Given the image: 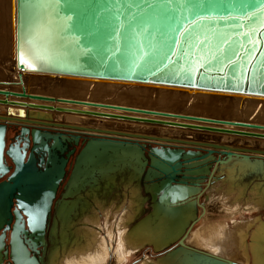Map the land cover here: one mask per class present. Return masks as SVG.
<instances>
[{"label":"water","instance_id":"1","mask_svg":"<svg viewBox=\"0 0 264 264\" xmlns=\"http://www.w3.org/2000/svg\"><path fill=\"white\" fill-rule=\"evenodd\" d=\"M15 1L16 50L12 46L6 59L0 55V105L7 108L0 113V257L8 264H35L41 258L29 254L45 247L46 232L55 240L62 235L55 217L62 229L91 194L120 200L119 190L126 185L134 191L135 206H151L146 218L171 219L165 224L171 231L158 242L160 248L170 246L160 250L165 258L182 250L216 258L185 248L183 238L172 235L174 227L187 217L197 221L200 197L221 178L215 179L218 165L233 157L250 162L249 155L264 157V149L195 140L191 134L56 122L11 108L264 140V119L254 123V111L237 119L235 111L242 109L224 101L231 97L212 93L264 98V0H48L55 3L53 17L65 21L59 26L58 50L35 47L24 34L43 0ZM15 72L17 80H12ZM33 80L49 81L55 89L61 83L111 84L148 93L123 92L127 99L110 101L104 99L110 90L100 97L85 85L77 93L35 90ZM157 92L172 101L160 102ZM176 94L190 98L180 101ZM212 97L220 101L205 100ZM12 128L18 129L6 139Z\"/></svg>","mask_w":264,"mask_h":264},{"label":"bare ground","instance_id":"2","mask_svg":"<svg viewBox=\"0 0 264 264\" xmlns=\"http://www.w3.org/2000/svg\"><path fill=\"white\" fill-rule=\"evenodd\" d=\"M51 3L52 2H50L48 0H43L41 3L35 5V8L38 11V14L36 15V19H34L29 24V26H27L25 28L24 34H25L26 40L28 42L33 43V45L35 47H39V48H43V49H47V50H50V49H48V47H50L52 50H58L57 49L58 44L61 43V41H62L60 39V36H59V31H60L59 26H60V24H63V23L65 24V21L64 20H56L53 17V7H54L55 3L54 2H53L54 4H51ZM35 8L33 7V9H35ZM15 15H16V1L15 0H0V50H2L1 55H3V56H6L7 50H11L12 46H13V49L16 50V48H15V46H16ZM12 16H13V18H12ZM8 27H9V32H8ZM69 40H71V39L69 38V39H66L65 41H69ZM9 53H10V51H9ZM14 75L16 76V72L14 73ZM16 79H17V76H16ZM12 80H14V79L12 78ZM29 83L34 87H35V85H38V87H41L40 89H44V90L45 89H47V90L62 89L65 92H69V93H75V92L77 93V91L79 92V90L82 89L83 86L85 85V88L87 90H91L92 96L94 95L95 97L96 96L100 97L101 95H103L105 93L106 90H109L108 86H113L111 84H108V85L102 84V85H93L92 86L91 84H87V83H78L77 85H70L68 83H63V84L61 83V85L57 84L58 87L55 89L53 87H56V86L53 85V83H51L49 81L33 80V81H30ZM128 85H131V84H128ZM129 88L132 89V87H127L126 88L128 90L127 92L131 91ZM121 92L123 94V95H121L123 97L122 100H124L125 98H127V95L125 96V94L123 93L125 91H121ZM147 93H148V91H142V90L137 91L136 90L135 94H139V96H141V94H147ZM194 93H196V92H191V94H194ZM212 93L231 97L230 99H225L224 101L227 103H231L234 106L239 107V108H245L246 109L247 103L246 102L244 103L245 100H254L255 101L254 103L256 104L254 106V119L258 118L262 115L264 117V112H263L264 111V108H263L264 107V98L254 97V96H243V95H239V94H226V93H222V92H212ZM157 95L159 96L158 100L160 102L170 103L172 101V99H168L169 98L168 95H166L164 92H157ZM174 97L180 101H181V99L183 100L186 98H190L188 95H184V94H176ZM193 97L197 98L198 95H195ZM0 98H3V97L0 96ZM9 98H12V99H9ZM136 98L139 99L140 97H136ZM7 99L8 100H16L12 96H8ZM18 100L24 101V102H33L36 104H50V105L52 104V103H46V102L36 101V100H34V101L33 100L26 101V99H18ZM192 100H193V98H192ZM205 100H207V101H218L219 100L220 101V99L218 97L206 98ZM233 100H235V101L237 100L239 102L237 104H235V102ZM53 104H54L53 106L59 105L62 107H69V108L71 106L72 107L78 106L79 108H81V110H92L90 108H93V109H96L94 111H99V112H108V113H114V114H123L124 113L127 115L139 116V117H148V118H155V119H166V120H173V121H181V120L175 119V118H164V117L150 116V115L146 116V115H142V114H138V113L125 112L122 110H114V109H106V108L97 109L99 107L81 106V105H73V104L59 103V102H54ZM122 104H125V103H122ZM0 106H3V105H0ZM87 108H89V109H87ZM6 110H7V108L5 106V111H3L2 113L6 112ZM11 110H13L14 112L21 110L22 114H25V113L30 114L28 110H32L33 113L30 115H38V116H42L41 115L42 113L40 114V112H48V111H38V110H33V109H30L27 107H17V106L12 107ZM115 112H122V113H115ZM0 113H1V110H0ZM50 113L52 114L54 112H50ZM257 113H258V115H257V117H255L256 116L255 114H257ZM64 115L71 116L73 114H64ZM78 116H80V115H78ZM53 117H55V115ZM53 117H52V119H53ZM66 117H68V116H66ZM66 117H64V120H60V121L59 120L57 121V119H59L60 117H55L56 120L53 119V121L69 123L68 120L66 119ZM92 118H94V117H92ZM98 119H100V118H98ZM103 120H108V119H103ZM111 121H113V120H111ZM116 122H118V121H116ZM191 123H193V122H191ZM194 123H196V122H194ZM71 124H75V123H71ZM89 126H91V125H89ZM223 127L232 128V129H239L236 127L225 126V125H223ZM254 131H258V130L254 129ZM258 132H260V131H258ZM262 132H264V131H262ZM152 133H156V131L152 132ZM162 135H166V134H162ZM167 135L168 136H176V134H167ZM179 137H181V136H179ZM233 137H235V136H233ZM255 140H259V139H255ZM222 143H223V141H222ZM243 147H247V145L243 146ZM254 149H264V148L258 147V148H254ZM249 156H250V159H252V158H254V159H260L261 158L262 160L264 159V157L259 158V156L256 157L255 155H249ZM235 159L244 162V163H241L242 165H240V166H243V164H245V163H250L249 161H247L245 159L233 157L231 159L225 160L220 165L221 166H227L224 164H227L230 161L235 160ZM254 162H255V160H254ZM236 166H238V164H236ZM263 166H264V164L261 163L260 169ZM257 168H259V164L254 163V169L256 170ZM241 169H243V167H241ZM122 186H123V188H120L119 193H122V195L124 197L122 201H124V202H122L119 205L121 207L115 209L114 212H111V210H109V209H108L109 211H107L105 209V208H107L106 206H108V204H109V202H108L109 198L103 197V196L102 197H95V195H96V193H95V194H91L89 199L87 198V206H82L81 209L77 210L76 213L72 216L71 220H69L68 223H66V225H64L62 229H61L62 221H60L57 217H55L56 232H59V233L61 232L62 235L59 238V240H58V238L55 240L54 236H49V239L51 240V246H50L49 251L46 253V255L43 258V264H107L108 259L111 257V254H114V252L112 250L113 249L112 244L111 245L108 244L107 237H109L111 240H113L114 231H116V227H115L116 221L114 220V218H115L116 214L119 213V211L122 209L123 206H128L126 208H128L129 211L128 212H126L124 210L122 211V215L120 216L121 222L119 220L120 223L117 224L118 225L117 230H119V233L123 232L121 241H122V246L124 248L123 253L124 254L127 253L126 256H128L129 253L130 254L133 253L134 255L131 254L132 258H133L135 255H138L139 253H141V251L145 247L146 248L149 247L152 249V251L154 250L157 253L161 252L160 250H162L163 248L168 247L169 245H166L165 247L160 248V244H158L159 240L164 239L165 236L168 235V233L171 231L170 229L168 230L166 228V226L162 225V227H163L162 229L159 227L160 229H156L152 233H146V232L144 233L141 230H136L135 228H133V226H135V224L137 222L142 220V218L144 219L146 217V216L145 217L142 216L144 211L141 210L142 208H144V210H145V206H135L134 201L132 200V196L134 194V191L130 190V188L127 189L126 185H122ZM257 191L260 193V195L257 198L249 199V201L247 202V204L244 207H243V204L241 203L242 197H241L240 193H239V196L235 197V199L232 202L229 199L230 203L228 205L225 204V206L223 204V201H218L221 197L220 198L219 197H213L214 198L213 202L216 199L217 204L220 203L221 206L220 205L216 206V204H214V206L211 205L209 211H212V212L217 211V213L220 212V213H222V217L227 218V219H232L233 220L232 225H229L228 223L224 222V223H221L217 227H214V226L208 227L207 231H205V232H203L202 229L201 230L197 229V230H195V232L190 233L191 236L188 238L187 243H190L191 241L193 242L194 240H196V242H199V244L202 247L207 248V249L209 248V250L212 249V251H211L212 257L229 260V261L235 262L237 264H250V262L252 264H254V262H257V263L260 262L263 259L262 258L263 253L261 254L262 249H260V247H259L260 242L258 241L257 238H260L258 235L261 232H264V227H261L262 225L264 226V224L259 223L257 230L252 232L251 244H247L245 239L247 238L251 228L254 227V224H257L256 219L255 220L254 219L240 220V221H236L234 219L235 215H239L242 213V209H243V211L251 212L254 209L257 210L258 208H261L264 205V184L257 185ZM217 193H213V194H217ZM241 193H243V192L241 191ZM100 194L102 195V193H100ZM212 196H214V195H212ZM128 197L131 198L130 202L127 201ZM113 200L114 199H112V201ZM61 207L63 208V206H61ZM196 210L198 211V209H196ZM91 211H93V213H94L93 215L90 214ZM99 211L102 212L101 215L99 214ZM52 212H51V217H53ZM157 216H158L157 218H159L161 220V222H162V220L164 221V219H162L160 215H157ZM218 217L221 218L220 215ZM150 218H152V217H150ZM102 219H104L103 222H102ZM206 219H207V217L205 215V220ZM207 221H208V219H207ZM166 222H164V223H166ZM183 222L184 223H179L178 225H176V227H174V228H176V230H174V231H176V233L175 234L173 233L172 235L175 236V238H176L175 240L181 239L184 236V234L186 233L187 229L189 228L188 227L186 229L185 223L189 224L188 226H190V224H191V221H189V217H187ZM49 227H48V231H49ZM136 228L138 229V227H136ZM104 231L106 232L107 237L102 234ZM262 234L263 233H261V236H263ZM45 238H47V234H46ZM262 239H263V237L261 238V240ZM263 243H264V241H263ZM195 246H197V245L195 244ZM47 248H48V246H47ZM124 254L121 257H119L118 254H115V256L113 257L114 258L113 262L116 263V262L123 261L124 260ZM181 257H182V255H181ZM122 258H123V260H122ZM145 261H148V260H145ZM176 263L178 264V262H175V264ZM146 264H152V263L147 262ZM163 264H166V263H163Z\"/></svg>","mask_w":264,"mask_h":264},{"label":"rangeland","instance_id":"3","mask_svg":"<svg viewBox=\"0 0 264 264\" xmlns=\"http://www.w3.org/2000/svg\"><path fill=\"white\" fill-rule=\"evenodd\" d=\"M8 32H9V27H8ZM1 51L2 50H0V55L2 54ZM8 53H9V50H7L6 56L1 55L2 58L6 59V57H8V55H9ZM3 68L4 67L0 66V69H3ZM11 77L14 80H17L16 76L14 74H11ZM3 78H4V74L1 73V71H0V80H3ZM32 87L35 90H36V88L38 90L41 88V87H38V85H35V87L34 86H32ZM108 88H109V90L111 91L112 94L104 96L105 100L124 101L125 99H127V98H125L124 100H122L123 97L121 96V95H123L121 91H125V92L128 91L126 89L127 87L119 88V87H116V86H108ZM18 90H20V87H19ZM130 90L131 91H129V92L136 93V90H133V89H130ZM105 93H107V92L105 91ZM9 99H12V98H9ZM26 101H28V100H26ZM233 101L235 102V104H237L239 102L237 100L236 101L233 100ZM245 102L247 103L246 104L247 105L246 109L245 108H241L242 110H240V111L236 110L235 111L234 115H235V117L237 119L246 118V116L250 112L254 111V106L256 105L254 103L255 101L254 100H245L244 103ZM51 105H54V104L52 103ZM57 106H59V105H57ZM70 108L81 109L78 106H76V107H72L71 106ZM87 109H89V108H87ZM90 109L96 110V109H93V108H90ZM97 109H101V108H97ZM0 110H1V112L5 111V106H0ZM28 111H29L30 114L33 113L32 110H28ZM49 113L50 112H40V114L42 116H47V117H51L52 118L55 115V117H60L59 119H57V121L58 120L59 121L60 120H64V117L68 116V117H66V119L68 121H70V122L75 123V124H82V123L85 124V123H87V124H92V125H95V126L96 125L97 126H106V127H109V126L111 127L112 126V127H116V128L120 127L123 124L122 127L127 126V127H130V128H134L135 130L147 131V132H150V133L156 131V133H162V134H166V135L167 134H176V136H183L184 134L193 135L194 133H196V135H198V134L203 135V133H198L197 134V132H191V131H188V130H179V129H173V128L148 126V125H142V124L140 125V124H136V123H127V122H120V121H118V122L115 121L114 122V120L113 121H111V120H103V119H98V118L96 119V118H92V117L78 116V115L77 116L76 115L69 116V115H64V114H59V113L58 114L57 113H52V114L50 113L49 114ZM115 113H122V112H115ZM255 115H256L255 117H257L258 113L255 114ZM55 117H53V119L56 120ZM262 119H264L263 115L258 117V118H255V119L253 117L254 123L255 122L258 123ZM17 129L18 128L14 129V130H13V128L10 129L8 131V133L6 134V139H7V137H11L13 135L14 131H16ZM250 131H254V130H250ZM176 136H174V137H176ZM220 137L224 138V139H221V141L222 140L223 141L227 140L228 141L227 143H235L236 145H240V146H242V145L246 146L247 145L249 147H254V148H258V147L259 148L260 147L264 148V141L263 140L260 141V140H255V139L241 138V137L239 138V137H233V136H227V135L226 136L220 135ZM200 140L202 141L204 139H200ZM209 142H213V141H209ZM214 142L215 143H221L219 141L218 142L214 141ZM221 144H223V143H221ZM6 145H7V143H6ZM254 160H255V162H254ZM241 163H244V162L235 159V160L230 161L227 164H224V165H227V166L218 165L216 167V173L218 175L215 177V179L218 176H220L221 178L216 180L215 182H213L210 185V187H208L205 190V192L202 194V196L200 197V203L202 202V204H201V206H197V209H198V211H197V221H195L194 223L191 222L189 228L187 229V231L185 233L186 235L184 234V236L182 237L183 238L182 242H184L183 243L184 247L192 248V249H194L196 251L198 250V252H202V253H205V254L208 253V255H211L212 249L209 250V248L207 249V248L202 247L199 244V242H196V240H194L193 242L191 241L190 243H187L188 238L191 236L190 233L195 232V230H197V229H200V230L202 229V231L205 232V231H207L208 227H211V226L217 227L221 223H224V222L228 223L229 225H232V221H233L232 219H227V218L222 217V213H220V212L217 213V211H215V212L209 211L211 205L214 206V204H216V206H219V205L221 206L220 203L217 204L216 199L214 201L215 203L213 202V199H214L213 197H219V198L221 197L218 201H223V204L225 206V204L228 205L230 203L229 199L232 202L235 199V197L239 196V193H240V195L242 197L241 198L242 199L241 203L243 204V207H244L247 204V202L249 201V199L257 198L260 195V193L257 191V185L264 184V166L260 169L261 163L264 164V159H263V161H261L260 159L252 158L250 163H245V164H243V166H240V165H242ZM254 163L259 164V168H257L256 170L254 169ZM236 164H238V166H236ZM241 167H243V169H241ZM121 188H123V186ZM241 191L243 193H241ZM213 193H217V194H213ZM212 195H214V196H212ZM123 198L124 197L122 195V198L120 200L117 199V198H114L113 201H112V199H109V201H108L109 204H108V206H106L107 208H105V209L107 211L111 210V212H114L115 209L121 207L119 205L122 202H124V201H122ZM127 201L130 202L131 198L128 197ZM126 207H128V206H123L122 209L119 211V213L116 214V216L114 218V220L116 221V226H115L116 227V231H114L113 240H111L109 237L106 236L107 234H106L105 231L102 233L103 235H105L107 237L108 244H110V245L112 244V247H113L112 250L114 252V254H111V257L108 259L107 264H118V263L119 264H146L147 262H151L152 264H160V263L161 264H163V263L175 264V262H178V264H233V263H235V262H232V261H229V260H225V259L221 260L220 258H213V259L212 258H208L207 256H203L201 254L193 253V252H191L189 250H182V251L177 252L176 254L171 255V256L167 255L166 258H165V256H164L165 251L157 253L154 250L152 251V249L149 248V247H147V248L145 247L141 251V253H139L138 255H135L133 258H132V255H134L133 253H131L132 255L129 253V255L126 256L127 253L126 254L123 253L124 252V250H123L124 248L122 246V241H121L123 232L119 233V230H117L118 229L117 228V226H118L117 224H119L121 222V220H120L121 217L120 216L122 215V211L123 210L126 211V212L129 211V209L126 208ZM150 212H151V206H145V210H144L142 216L145 217ZM90 214L93 215L94 214L93 211H91ZM99 214L101 215L102 212L99 211ZM205 215H206L208 221H207V219L205 220ZM217 215L218 216L220 215L221 218L218 217ZM52 216H53V214H52ZM168 218L169 217L165 216L164 218H162V219H164V221L162 220V222H161V220L159 218H157L156 216L152 217V218H148V217L146 218L145 217V219L140 220L141 222L140 221L137 222L135 224V226H133V228H135L136 230H141L144 233L145 232L146 233H152L156 229H160V228L162 229L163 228L162 225L165 226V224L171 220V219H168ZM234 219L236 221L249 220V219H254L255 220L256 219V223L257 224H254V227H252L253 229L251 228L247 238L245 239L247 244H251L252 232L257 230V227L259 226V223L264 224V205L261 208H258L257 210L254 209L251 212L243 211V209H242V213L239 214V215H235ZM119 220H120V222H119ZM103 221H104V219H102V222ZM164 222H166V223H164ZM136 227H138V229ZM261 227H264V226L262 225ZM261 233H263L262 234L263 236H261ZM261 233L258 235L260 238H257V239L260 242L259 247L263 251V252L261 251V254L263 253V257H262L263 258V262L262 263H258V264H264V243H263V241H264V232H261ZM262 237H263V239H262L263 241L261 240ZM7 238L8 237H6V239ZM50 243H51V240H50ZM50 243H47V246H48L49 249H50L49 246H51ZM195 244L198 247L195 246ZM20 252H21V254H23L22 251H20ZM115 254H118L119 257L123 256V254H124V260L122 258L123 261L114 263L113 262V260H114L113 257L115 256ZM181 255H182V257H181ZM145 260H148V261H145ZM224 261H226V262H224ZM41 264H43V261H42ZM250 264H252V263L250 262Z\"/></svg>","mask_w":264,"mask_h":264},{"label":"flooded vegetation","instance_id":"4","mask_svg":"<svg viewBox=\"0 0 264 264\" xmlns=\"http://www.w3.org/2000/svg\"><path fill=\"white\" fill-rule=\"evenodd\" d=\"M79 209H81V208H79L78 207V209L77 210H79ZM53 211V207H52V209H51V212ZM51 221H52V217H51V219L49 220V226L51 225ZM46 231H48V229H46ZM0 234H1V232H0ZM46 234H47V238H45V242H46V245H45V247L43 248V247H40L38 250L40 251V253L37 255V254H35V253H32V252H30V254H29V257L28 258H31V257H35L36 259L37 258H41L40 260L39 259H37V261H36V263L35 264H41L42 263V261H43V258H44V256L46 255V253L49 251V248H47V243H50V240H49V238H48V236H49V234H48V232H46ZM46 234H45V236H46ZM6 237H8V233H6ZM4 243L5 244H7V239H5L4 240ZM51 244V243H50ZM50 247V246H49ZM3 253H2V251H0V255H2ZM1 258V257H0ZM263 262V259L260 261V262H258V263H262ZM255 263H257V262H254V264ZM257 263V264H258ZM0 264H8V262L6 261V260H4V258L2 257L1 258V261H0Z\"/></svg>","mask_w":264,"mask_h":264},{"label":"crops","instance_id":"5","mask_svg":"<svg viewBox=\"0 0 264 264\" xmlns=\"http://www.w3.org/2000/svg\"><path fill=\"white\" fill-rule=\"evenodd\" d=\"M69 123H73V122H70V121H68ZM85 125H87V126H89V125H91V126H94V125H92V124H87V123H85ZM123 126V124L120 126V127H117V128H121V129H129L130 127H127V126H125V127H122ZM110 127V126H109ZM127 127V128H126ZM111 128H116V127H112L111 126ZM130 129H134V128H130ZM198 134V133H197ZM193 138L195 139V140H200V139H204L205 141H216V142H221L222 143V141H221V139H224L223 137L221 138L220 137V135H210V134H203V135H200V134H198V135H196V133H194L193 134ZM176 137H179V136H176ZM203 140V141H204ZM228 141L227 140H225V141H223V144L224 143H227Z\"/></svg>","mask_w":264,"mask_h":264},{"label":"snow or ice","instance_id":"6","mask_svg":"<svg viewBox=\"0 0 264 264\" xmlns=\"http://www.w3.org/2000/svg\"><path fill=\"white\" fill-rule=\"evenodd\" d=\"M20 62H21V64H23V63H24V60H23V58H21V61H20Z\"/></svg>","mask_w":264,"mask_h":264}]
</instances>
